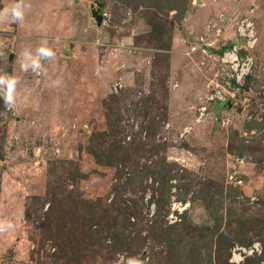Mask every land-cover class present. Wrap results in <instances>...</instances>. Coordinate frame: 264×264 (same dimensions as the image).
<instances>
[{
	"label": "rangeland",
	"instance_id": "1",
	"mask_svg": "<svg viewBox=\"0 0 264 264\" xmlns=\"http://www.w3.org/2000/svg\"><path fill=\"white\" fill-rule=\"evenodd\" d=\"M18 2L0 20V264H264V0L0 10ZM232 44L252 58L238 86Z\"/></svg>",
	"mask_w": 264,
	"mask_h": 264
},
{
	"label": "built area",
	"instance_id": "2",
	"mask_svg": "<svg viewBox=\"0 0 264 264\" xmlns=\"http://www.w3.org/2000/svg\"><path fill=\"white\" fill-rule=\"evenodd\" d=\"M251 26L252 23L246 19H242L236 24L237 33L245 40L246 46L248 47H252L256 41L254 30ZM204 40L205 38H200L201 43ZM201 48L205 50L204 47L201 46ZM238 49H240L238 44H232L229 48L222 50L220 54V61L229 67V78L231 82H234V86H238V84L244 81L246 75L250 74L252 67V58L249 56H242ZM214 98L223 100L224 96H222L219 91H215L208 96V99ZM200 109L201 111L204 110L205 106H201ZM242 257L240 252L233 251L232 258L234 260L240 261Z\"/></svg>",
	"mask_w": 264,
	"mask_h": 264
},
{
	"label": "clouds",
	"instance_id": "3",
	"mask_svg": "<svg viewBox=\"0 0 264 264\" xmlns=\"http://www.w3.org/2000/svg\"><path fill=\"white\" fill-rule=\"evenodd\" d=\"M24 19L23 5L21 3H15L11 7L4 8L0 10V20H8L10 22H20ZM38 55L42 57H47L53 55V53L47 48L41 47L38 49ZM21 67L27 70L31 67L34 71L40 68L39 59L33 56L30 51L24 52V60ZM16 85V80L13 78L0 76V86H6V91L4 93L5 104L11 107L14 103L13 93ZM10 226V225H9ZM130 264L134 262L130 261Z\"/></svg>",
	"mask_w": 264,
	"mask_h": 264
},
{
	"label": "water",
	"instance_id": "4",
	"mask_svg": "<svg viewBox=\"0 0 264 264\" xmlns=\"http://www.w3.org/2000/svg\"><path fill=\"white\" fill-rule=\"evenodd\" d=\"M199 1V0H198ZM96 14V13H95ZM96 19H97V22L98 23H101V21H102V16L101 15H99V14H96Z\"/></svg>",
	"mask_w": 264,
	"mask_h": 264
}]
</instances>
